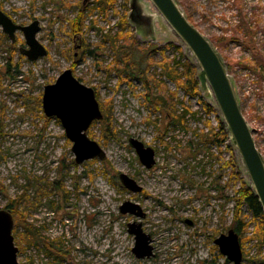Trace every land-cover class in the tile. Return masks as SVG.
I'll list each match as a JSON object with an SVG mask.
<instances>
[{
  "label": "rangeland",
  "instance_id": "obj_1",
  "mask_svg": "<svg viewBox=\"0 0 264 264\" xmlns=\"http://www.w3.org/2000/svg\"><path fill=\"white\" fill-rule=\"evenodd\" d=\"M93 1L0 0V10L16 24L39 22L37 39L48 51L29 61L20 52L28 48L23 33L18 31L13 42L0 26V209L22 195L29 221L62 243L61 252L51 253L42 245H24L19 264H233L214 241L234 228L233 197L241 183L250 180L231 141L221 149L200 142L198 134L208 131L207 122L216 126L221 117L212 93L201 90L200 97L216 110L207 115L199 98L183 90L173 98L176 86L166 81V96L173 100L161 109L153 107L140 77L123 80L117 75L114 53L105 40L106 33L120 30L130 0H118L119 14L110 10L107 15ZM176 1L227 64L264 158V0ZM141 5L150 23L131 28L142 47L156 46L152 60L159 62L169 44L180 46L190 59L188 48L154 5L149 0H141ZM80 11L85 27L73 36L69 22ZM166 56L178 53L172 47ZM230 61H251L255 68L230 67ZM68 69L96 91L104 118L110 116L113 138L103 136L104 118L88 131L105 151L104 161L77 164L60 121L44 115L45 87ZM159 73L156 65L150 68L151 76ZM170 113L185 115L175 121ZM132 139L154 151L151 168L140 161ZM120 174L134 179L142 191L126 189ZM126 202L134 205L135 214L120 212ZM243 212L250 221L248 208ZM135 222L151 236L154 257H135V238L128 232V224ZM254 227L252 223L240 237L242 264H257L256 241L249 240Z\"/></svg>",
  "mask_w": 264,
  "mask_h": 264
},
{
  "label": "water",
  "instance_id": "obj_2",
  "mask_svg": "<svg viewBox=\"0 0 264 264\" xmlns=\"http://www.w3.org/2000/svg\"><path fill=\"white\" fill-rule=\"evenodd\" d=\"M162 15L168 25L188 48L200 69L202 89L210 91L226 126L230 141L236 147L245 166L252 190L259 199L264 212V158L257 148L253 131L241 109L228 66L214 44L195 25H193L176 0H149ZM128 19L132 26L145 28L150 18L142 13L141 0H130ZM0 26L4 33L15 41L16 33L21 31L28 48L20 52L29 61H36L48 54L47 49L38 41L41 30L38 21L28 26L16 24L0 10ZM42 107L46 117L56 118L64 128L67 139L72 143L75 162L107 158L105 151L88 131L95 121H102V113L96 91L84 85L73 74L72 69L64 71L55 83L47 85L42 96ZM143 165L151 168L155 164V153L138 140H130ZM123 186L131 192L139 193L142 188L126 174H120ZM134 205L126 202L120 207L122 214H135ZM14 218L11 212L0 209V264H19V248L15 243ZM190 224H192L190 222ZM128 232L135 238L133 253L137 259L154 257L152 238L145 233L140 222L128 224ZM220 253L230 263L242 264L243 248L239 233L230 229L214 241Z\"/></svg>",
  "mask_w": 264,
  "mask_h": 264
},
{
  "label": "trees",
  "instance_id": "obj_3",
  "mask_svg": "<svg viewBox=\"0 0 264 264\" xmlns=\"http://www.w3.org/2000/svg\"><path fill=\"white\" fill-rule=\"evenodd\" d=\"M128 1V0H126ZM118 0H94V7L98 8L103 14H108L110 10H113L116 14H119L115 5ZM94 7L92 9H94ZM84 12L80 11L76 18L70 20V27L72 29V35L76 36L82 32L85 23ZM120 30L116 34L106 33L105 40L110 44V47L114 53V63L117 71V75L123 80H131L135 77H140L145 87V98L156 109H161L173 100L178 95L179 90H183L185 95L199 98L200 103L206 110V114H214L216 110L204 102L200 97L202 90V82L200 77V69L196 64L194 58L191 56L188 59L180 46L172 44L167 45L161 50L162 59L159 62H154L151 57V52L156 51L155 45H150L146 48L142 47L134 36L132 30V24L130 23L128 16L125 14L121 17L119 22ZM174 47L178 56L170 58L166 56V52ZM139 53V54H138ZM138 57V60H136ZM230 67L235 64L254 69L255 66L249 61L247 64L245 61L236 62L230 61ZM146 63V67L142 66ZM233 63V64H232ZM156 65L160 69L158 77L151 76L150 68ZM170 81L175 84L176 89L172 92L173 98L166 96L167 83ZM157 88V92L154 89ZM187 112H189L187 110ZM175 121H181L185 115H176L170 113ZM218 124L212 125L207 122L208 131L198 134L200 142L206 146H216L221 149L228 141H230V135L223 123L221 117H217ZM103 123V136L106 140L113 138L114 133L111 130L110 116L107 115ZM229 145L227 149H230ZM231 150V149H230ZM227 166L233 167V163H228ZM24 197L21 195L16 199H10L8 201L5 210L12 213L14 218V230L15 243L19 246V249H24L23 246H44L49 253L56 251L61 252V239H50L44 235L40 227H37L33 222L29 221L28 211L22 208ZM235 201L234 218L232 227L239 233L240 237L247 231L249 226L254 223V232L249 237L250 241H256L257 257L253 258V262L257 264H264V257L261 255L264 251V212L259 202L258 197L252 190L251 185L246 182H242L240 188L236 191V195L233 197ZM247 207L250 214V221H246L247 217L243 212V208ZM241 239V243H242ZM216 248V247H215ZM59 249V251H58ZM227 263V262H226ZM214 264V263H212Z\"/></svg>",
  "mask_w": 264,
  "mask_h": 264
}]
</instances>
